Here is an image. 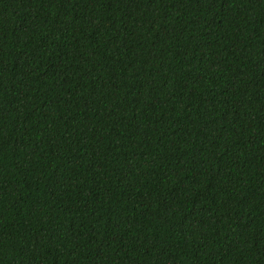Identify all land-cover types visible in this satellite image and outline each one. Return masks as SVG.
Instances as JSON below:
<instances>
[{
    "label": "trees",
    "instance_id": "trees-1",
    "mask_svg": "<svg viewBox=\"0 0 264 264\" xmlns=\"http://www.w3.org/2000/svg\"><path fill=\"white\" fill-rule=\"evenodd\" d=\"M0 264H264V0H0Z\"/></svg>",
    "mask_w": 264,
    "mask_h": 264
}]
</instances>
